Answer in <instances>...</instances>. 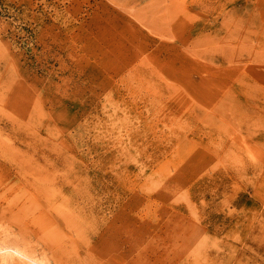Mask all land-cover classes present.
<instances>
[{
	"label": "rangeland",
	"instance_id": "1",
	"mask_svg": "<svg viewBox=\"0 0 264 264\" xmlns=\"http://www.w3.org/2000/svg\"><path fill=\"white\" fill-rule=\"evenodd\" d=\"M6 239L47 264H264V0H0Z\"/></svg>",
	"mask_w": 264,
	"mask_h": 264
},
{
	"label": "bare ground",
	"instance_id": "2",
	"mask_svg": "<svg viewBox=\"0 0 264 264\" xmlns=\"http://www.w3.org/2000/svg\"><path fill=\"white\" fill-rule=\"evenodd\" d=\"M6 240H8V239H6ZM2 241H4V240H2ZM2 241H1V243H3ZM18 242H20V241H18ZM40 255L35 254V252L30 250L29 248L24 249V248H21L18 245H13L11 243L9 244V240H8V244H4L3 243V245L2 244L0 245V264H11L10 260L12 261V259L15 258V257H22V258L27 259V264H47L45 262V260L43 259V257L41 258Z\"/></svg>",
	"mask_w": 264,
	"mask_h": 264
}]
</instances>
